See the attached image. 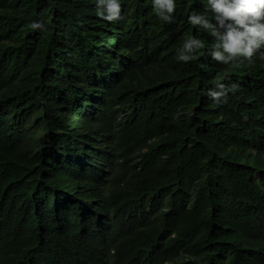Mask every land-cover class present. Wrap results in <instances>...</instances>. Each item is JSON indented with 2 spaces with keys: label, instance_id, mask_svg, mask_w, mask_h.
I'll list each match as a JSON object with an SVG mask.
<instances>
[{
  "label": "trees",
  "instance_id": "16d2710c",
  "mask_svg": "<svg viewBox=\"0 0 264 264\" xmlns=\"http://www.w3.org/2000/svg\"><path fill=\"white\" fill-rule=\"evenodd\" d=\"M200 7L0 0V264H264V60L178 61Z\"/></svg>",
  "mask_w": 264,
  "mask_h": 264
},
{
  "label": "clouds",
  "instance_id": "9594fccd",
  "mask_svg": "<svg viewBox=\"0 0 264 264\" xmlns=\"http://www.w3.org/2000/svg\"><path fill=\"white\" fill-rule=\"evenodd\" d=\"M200 8L191 9L186 23L197 33L212 38L210 48L205 49L200 35H189L177 49L176 59L188 63L197 55L207 54L220 65L247 63L264 60V0H195ZM95 14L103 21L118 22L124 19L122 0H93ZM154 15L167 23L175 20L177 0H149ZM33 30L44 31L46 24L40 20L30 23ZM227 79V78H226ZM238 83L225 84L219 79L206 95L213 102L224 103L229 92H235Z\"/></svg>",
  "mask_w": 264,
  "mask_h": 264
}]
</instances>
